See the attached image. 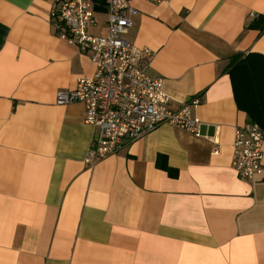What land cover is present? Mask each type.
Returning <instances> with one entry per match:
<instances>
[{"label": "crops", "instance_id": "crops-1", "mask_svg": "<svg viewBox=\"0 0 264 264\" xmlns=\"http://www.w3.org/2000/svg\"><path fill=\"white\" fill-rule=\"evenodd\" d=\"M130 4L126 37L155 51L171 108L199 99L201 135L164 123L88 163L98 129L56 98L96 65L58 37L53 0H0V264H264V173L233 166L235 129L251 122L227 71L237 53L264 54L249 27L264 0ZM96 17L90 32H106V10Z\"/></svg>", "mask_w": 264, "mask_h": 264}, {"label": "built area", "instance_id": "built-area-1", "mask_svg": "<svg viewBox=\"0 0 264 264\" xmlns=\"http://www.w3.org/2000/svg\"><path fill=\"white\" fill-rule=\"evenodd\" d=\"M95 5L94 0H53L51 11L58 37L89 53L96 65L93 76L80 77L75 88L60 90L56 98L58 104H84L85 122L98 129L86 161L95 165L164 123L201 135L192 111L199 99L171 108L164 79L150 73L155 51L126 37L136 12L130 0H106L107 29L101 33L90 32L97 22ZM263 145L259 124L236 127L232 163L250 182L264 173Z\"/></svg>", "mask_w": 264, "mask_h": 264}, {"label": "trees", "instance_id": "trees-1", "mask_svg": "<svg viewBox=\"0 0 264 264\" xmlns=\"http://www.w3.org/2000/svg\"><path fill=\"white\" fill-rule=\"evenodd\" d=\"M99 1V2H98ZM95 9L105 11V0H95ZM249 27L264 31V14L249 23ZM234 96L239 109L245 111L251 123L264 128V54L259 52L237 53L228 68ZM169 173H173L170 168Z\"/></svg>", "mask_w": 264, "mask_h": 264}]
</instances>
